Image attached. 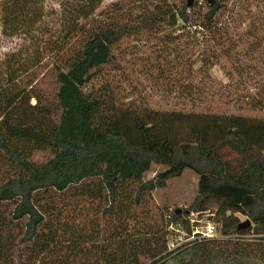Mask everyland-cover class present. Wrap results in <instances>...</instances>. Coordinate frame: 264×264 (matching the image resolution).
Masks as SVG:
<instances>
[{
	"label": "trees",
	"instance_id": "1",
	"mask_svg": "<svg viewBox=\"0 0 264 264\" xmlns=\"http://www.w3.org/2000/svg\"><path fill=\"white\" fill-rule=\"evenodd\" d=\"M226 1L99 11L103 0H75L47 22L45 0H0L2 34L21 42L0 59V264H264V119L136 110L86 90L125 37L159 32L165 16L178 31H212ZM225 150L249 158L235 167ZM36 151L50 157L37 163ZM153 165L164 169L146 180ZM186 170L199 177L190 214L148 224L153 193ZM212 208L221 238L169 250L170 226Z\"/></svg>",
	"mask_w": 264,
	"mask_h": 264
},
{
	"label": "rangeland",
	"instance_id": "2",
	"mask_svg": "<svg viewBox=\"0 0 264 264\" xmlns=\"http://www.w3.org/2000/svg\"><path fill=\"white\" fill-rule=\"evenodd\" d=\"M123 1L131 2L103 0L99 11ZM186 1L150 0L151 11H156L157 6L176 9ZM73 2L75 0H45L46 21L56 22L62 14L68 15ZM226 6L227 10L219 15L212 31L200 28L195 31L194 26L178 31V27H169L170 19L164 15L159 32L125 37L114 47L110 64L96 73L86 90L106 89L118 105L136 110L218 113L264 119V0H227ZM127 9L129 14L123 19L131 18L133 8ZM20 43L17 37H5L0 23V59L16 50ZM43 75L40 71L39 77ZM40 85L48 96L56 89L49 77L40 81ZM243 152L225 150L222 156L233 166L240 167L244 158H249V153ZM49 157L48 151H36L32 160L43 163ZM163 169L153 165L145 179H152ZM198 183V175L186 170L181 177L170 180L166 188L156 190L148 224L157 223L177 209L189 211L198 194ZM216 220L212 208L197 218L190 216L189 227L180 221V229L183 228L186 237L188 229L192 231ZM246 220L241 216L242 222ZM216 224L218 232L214 238H221V227L218 222ZM178 260L174 255L168 258L167 264H178Z\"/></svg>",
	"mask_w": 264,
	"mask_h": 264
},
{
	"label": "built area",
	"instance_id": "3",
	"mask_svg": "<svg viewBox=\"0 0 264 264\" xmlns=\"http://www.w3.org/2000/svg\"><path fill=\"white\" fill-rule=\"evenodd\" d=\"M198 215L200 214H191L193 218H197ZM191 222H193V220H191ZM180 228L181 226H170L172 234L169 237L168 241L169 250H172L177 246L189 242L195 238H214L218 232V225L215 222L209 223L206 226H200L199 228H195L194 230L190 231V233H187L188 235H186V237L183 236V228Z\"/></svg>",
	"mask_w": 264,
	"mask_h": 264
},
{
	"label": "water",
	"instance_id": "4",
	"mask_svg": "<svg viewBox=\"0 0 264 264\" xmlns=\"http://www.w3.org/2000/svg\"><path fill=\"white\" fill-rule=\"evenodd\" d=\"M209 5L213 6L215 4V0H205ZM189 5H192V0L189 1ZM190 214V211H184L182 209H177L174 211V215L176 216H182V215H186L188 216ZM251 225V221L249 219H247L246 221H244L242 223L241 226H250Z\"/></svg>",
	"mask_w": 264,
	"mask_h": 264
}]
</instances>
